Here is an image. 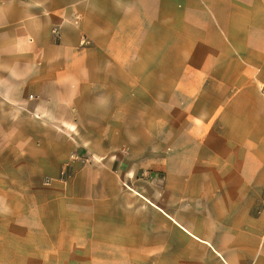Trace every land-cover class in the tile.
Segmentation results:
<instances>
[{"label":"crops","instance_id":"0c3cea01","mask_svg":"<svg viewBox=\"0 0 264 264\" xmlns=\"http://www.w3.org/2000/svg\"><path fill=\"white\" fill-rule=\"evenodd\" d=\"M263 82L264 0H0L5 124L15 106L59 128L70 118L100 119L90 129L105 133L102 120L156 118L141 103L157 104L150 88L161 85L164 118L188 120L179 133L165 124L166 141L182 138L165 157V191L188 201L180 218L157 206L182 235L155 240L157 261L264 264ZM73 127L62 130L82 133ZM13 256L0 239V264Z\"/></svg>","mask_w":264,"mask_h":264},{"label":"rangeland","instance_id":"374dc122","mask_svg":"<svg viewBox=\"0 0 264 264\" xmlns=\"http://www.w3.org/2000/svg\"><path fill=\"white\" fill-rule=\"evenodd\" d=\"M173 32L175 41L180 36L176 16ZM86 43L81 37L79 45ZM150 91L158 103L141 105L155 110L156 118L151 112L102 120L109 126L105 133L90 129L100 119L70 118L59 128L55 120L21 115L15 106L7 125L0 119V223L13 228L0 230V239L13 250L12 264H182L157 261L162 257L153 243L182 238L176 224L169 229L170 219L157 206L178 218L187 215V198L165 191V157L182 140L173 135L166 141L165 124L172 122L179 133L188 120H166L159 97L164 86ZM180 97L174 80V104L180 105ZM73 126L82 133L65 132ZM22 224L30 230L21 231ZM22 239L29 245L23 246Z\"/></svg>","mask_w":264,"mask_h":264},{"label":"built area","instance_id":"2783aa9c","mask_svg":"<svg viewBox=\"0 0 264 264\" xmlns=\"http://www.w3.org/2000/svg\"><path fill=\"white\" fill-rule=\"evenodd\" d=\"M82 39H84V37H82ZM260 90L261 94L264 96V83L261 85Z\"/></svg>","mask_w":264,"mask_h":264}]
</instances>
